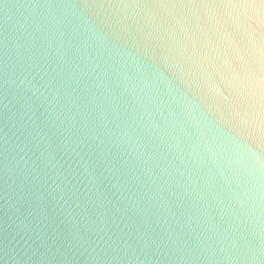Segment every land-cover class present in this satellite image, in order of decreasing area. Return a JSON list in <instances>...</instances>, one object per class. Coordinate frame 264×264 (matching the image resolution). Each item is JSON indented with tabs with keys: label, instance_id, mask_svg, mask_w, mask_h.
I'll return each mask as SVG.
<instances>
[{
	"label": "water",
	"instance_id": "obj_1",
	"mask_svg": "<svg viewBox=\"0 0 264 264\" xmlns=\"http://www.w3.org/2000/svg\"><path fill=\"white\" fill-rule=\"evenodd\" d=\"M0 264H264V0H0Z\"/></svg>",
	"mask_w": 264,
	"mask_h": 264
}]
</instances>
